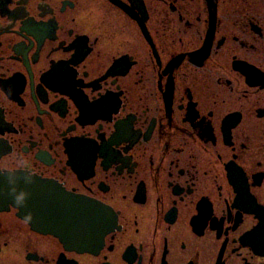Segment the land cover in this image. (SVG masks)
I'll list each match as a JSON object with an SVG mask.
<instances>
[{
	"label": "flooded vegetation",
	"instance_id": "1",
	"mask_svg": "<svg viewBox=\"0 0 264 264\" xmlns=\"http://www.w3.org/2000/svg\"><path fill=\"white\" fill-rule=\"evenodd\" d=\"M9 174L0 264H264V0H0Z\"/></svg>",
	"mask_w": 264,
	"mask_h": 264
},
{
	"label": "water",
	"instance_id": "2",
	"mask_svg": "<svg viewBox=\"0 0 264 264\" xmlns=\"http://www.w3.org/2000/svg\"><path fill=\"white\" fill-rule=\"evenodd\" d=\"M2 180V183H0V187H1V191H2V194L3 196H8L9 194H11L12 192L14 193V195L16 197H20L22 198V195H23V189H22V185H19L20 188H17L16 190L12 191V189H10V181H18L19 183H22L23 182V176L22 175H12V174H9V175H6L5 177L3 176L2 179L0 178V181ZM1 194V192H0ZM71 202H76V199L75 200H72ZM87 203V202H86ZM20 207L22 208V213H26L24 211V206H23V202H21V205ZM32 212V221L35 222V221H39L40 219H42V215L44 213V211L42 210H30ZM61 212V215L63 218H76V213L78 214H81L82 212L81 211H74V210H66V211H60ZM60 212H56L57 213V216L60 215ZM28 217V216H27Z\"/></svg>",
	"mask_w": 264,
	"mask_h": 264
}]
</instances>
